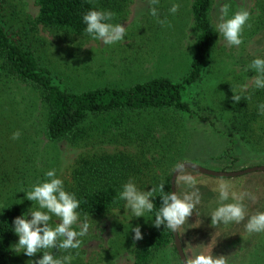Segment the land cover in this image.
<instances>
[{"label": "rangeland", "instance_id": "1", "mask_svg": "<svg viewBox=\"0 0 264 264\" xmlns=\"http://www.w3.org/2000/svg\"><path fill=\"white\" fill-rule=\"evenodd\" d=\"M261 1L264 0H213L210 19L215 25L220 3L227 2L230 14L245 8L254 20ZM172 2L160 0L159 4L160 19L167 16L169 27L147 14V0H96L103 9L116 13L115 22L127 28L125 40L111 46L89 36L68 35L36 24V0H6L1 4L0 18L7 31L35 54L63 90L79 93L104 86L125 88L160 77L172 81L183 78L196 45L197 31L191 14L193 0H175L181 5L175 16L168 13ZM248 28L246 25L244 31ZM188 37L193 43L187 46ZM255 56H264V31L249 37L243 33V43L239 46L227 44L216 33L210 72L186 98L195 116L175 111L90 116L74 143L49 141L44 130L47 113L38 91L7 77L0 69V209L5 208L0 211V217L12 205L26 211L31 202L20 191L44 179V173L50 169L56 170L68 191L72 189L69 176L81 157L130 155L142 169L135 182L145 190L163 183L183 163L216 172L264 166V145L255 149L229 136L226 103L230 94L249 92L251 86L244 92L240 85L250 84L248 77L254 73L247 66ZM16 131L21 135L14 140ZM233 158L237 162L232 163ZM183 172L196 178L201 193V203L178 232L185 257L193 251H204L224 256L226 264L253 263L264 232L248 233L247 216L239 224L212 225L210 213L217 204L218 193L214 189L220 181L230 183L238 193L256 197L255 201L245 198L249 215L264 211V173L213 178L191 170ZM175 189L190 190L179 176ZM112 211L102 216H87L90 227L80 249L73 250L79 252L73 264H133L137 245L130 225H140L142 235H147L152 226L148 220L151 217L128 219L122 207L116 214ZM17 241L18 237L14 244ZM37 257L13 251L11 264H30L28 261ZM154 264H181L174 241L157 254Z\"/></svg>", "mask_w": 264, "mask_h": 264}, {"label": "trees", "instance_id": "2", "mask_svg": "<svg viewBox=\"0 0 264 264\" xmlns=\"http://www.w3.org/2000/svg\"><path fill=\"white\" fill-rule=\"evenodd\" d=\"M6 0H0V7ZM213 0H193L191 14L197 31L194 56L187 74L179 81L167 77L137 82L129 87L104 86L79 93L63 90L45 70L34 53L4 27L0 18V69L7 77L37 90L47 113L45 135L53 143L79 140L80 129L90 116L175 111L195 116L186 100L191 89L198 87L210 72L216 31L210 19ZM35 23L73 36H87L83 14L98 7L96 0H36ZM103 9V8H102ZM245 37L264 31V1L257 5V14L248 21ZM250 89V90H249ZM241 96L239 102L227 97L230 137H237L255 149L264 145V115L257 105L264 102V89ZM250 97V98H249ZM259 151V150H257ZM233 158L232 163L237 162ZM142 169L128 154H102L81 157L70 173L72 189L81 201L82 216H102L122 207L116 202L117 191L129 178L138 180ZM165 191H171V175L165 178ZM159 208V197L155 200ZM22 213L17 205L9 206L0 217V264H11L12 245L17 236L11 231L12 221ZM154 219V215L151 216ZM251 264H264V233ZM173 243V233L165 226H152L147 235L136 240L133 264H154L159 252Z\"/></svg>", "mask_w": 264, "mask_h": 264}, {"label": "clouds", "instance_id": "3", "mask_svg": "<svg viewBox=\"0 0 264 264\" xmlns=\"http://www.w3.org/2000/svg\"><path fill=\"white\" fill-rule=\"evenodd\" d=\"M147 3V14L161 25L170 27L167 16L160 19V0H147ZM180 7L181 5L173 0L168 13L175 16ZM250 16L251 13L245 8L230 14V5L222 2L218 22L214 25L215 31L227 44L239 46L243 43L245 26L250 27L248 24ZM115 18L116 13L112 11L93 7L82 16L84 32L92 40L99 41L105 46L122 42L125 40L127 28L122 23L115 22ZM185 43L188 46L193 41L188 37ZM247 69L254 75L248 77L250 84L240 85L241 91L246 92L249 86L253 90L264 89V56H255ZM240 99L241 96L238 94L232 96L235 102H239ZM257 108L259 114L264 115V102L259 103ZM20 135V131H16L12 139H18ZM176 170L180 181L190 190L165 191V184L162 182L145 190L138 187L133 178L123 183L117 191L116 202L122 203L125 216L131 219L154 215V219H148L153 222L154 227L160 228L163 225L171 232H179L201 203V193L194 176L183 172L180 165ZM44 177L20 191L24 193V199L31 202V206L12 221L11 231L18 237V241L12 245V250L18 255L24 254L30 258L41 254L36 259L29 260L30 264H73L75 256L79 255L78 251L74 253L73 250L80 249L82 238L87 235L90 227L88 217L81 218L78 211L81 201L76 193L66 189L64 181L57 175L55 169L46 171ZM214 191L218 193V198L216 207L210 213L212 225L239 224L247 216L245 229L248 233L264 232V211H256L249 215L244 203L246 196L253 201L256 199L255 196L234 191L233 186L226 181H220ZM157 197L160 199L159 208L155 203ZM120 208L113 209L112 213H118ZM3 209L5 208L0 211ZM130 229L134 233V240L143 238L140 225L135 227L130 225ZM183 264H226V260L224 256L193 251L191 255L185 257Z\"/></svg>", "mask_w": 264, "mask_h": 264}, {"label": "water", "instance_id": "4", "mask_svg": "<svg viewBox=\"0 0 264 264\" xmlns=\"http://www.w3.org/2000/svg\"><path fill=\"white\" fill-rule=\"evenodd\" d=\"M180 166H182L183 171L185 170H191L193 172H196L200 175L207 176V177H213V178H237L244 175L254 174V173H264V166H256L247 168L241 171L237 172H216L212 170H208L205 168H202L198 165L191 164V163H183ZM177 169V168H176ZM174 170L172 176H171V191L175 192V183L176 179L179 176L177 174V170ZM173 233V241H174V247L176 249V252L178 254V257L180 259L181 264H183V260L185 259V254L182 248L181 240L179 238L178 232H172Z\"/></svg>", "mask_w": 264, "mask_h": 264}]
</instances>
